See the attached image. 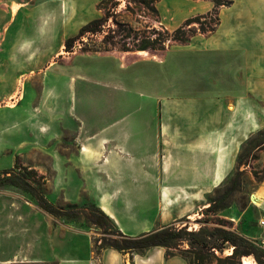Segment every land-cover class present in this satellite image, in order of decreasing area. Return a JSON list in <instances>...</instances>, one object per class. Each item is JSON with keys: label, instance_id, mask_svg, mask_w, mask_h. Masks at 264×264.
Listing matches in <instances>:
<instances>
[{"label": "rangeland", "instance_id": "obj_1", "mask_svg": "<svg viewBox=\"0 0 264 264\" xmlns=\"http://www.w3.org/2000/svg\"><path fill=\"white\" fill-rule=\"evenodd\" d=\"M102 1L0 0V176L14 168L61 211L105 206L129 234L223 223L264 261V193L252 199L264 189V145L253 147L264 131V70L246 69L242 100L224 99L220 83L238 73L230 40L243 8L256 3L151 0L153 11L143 0ZM196 15H206L207 32L193 22L186 29L195 35L177 38ZM96 18L106 19L102 31L67 51L66 40ZM254 19L239 36L264 33V17ZM238 170L222 209L206 211ZM101 237L95 225L50 214L27 189L0 182V264H193L187 240L120 252Z\"/></svg>", "mask_w": 264, "mask_h": 264}, {"label": "trees", "instance_id": "obj_2", "mask_svg": "<svg viewBox=\"0 0 264 264\" xmlns=\"http://www.w3.org/2000/svg\"><path fill=\"white\" fill-rule=\"evenodd\" d=\"M215 6L230 5L233 0H213ZM106 0H103L101 4H104ZM151 0H143L146 6L157 11L156 7L151 5ZM212 12L209 11L206 14L209 15ZM206 15H196L194 17L187 18L182 27H179L176 31L177 38L180 40H189L190 36H194L195 32L191 29L187 30L186 26L191 25L193 22L200 23V30L207 32L205 21H201ZM106 19L96 18L81 27L79 34L75 37H69L65 42V48L67 51H72V48L77 39H80L82 35L87 32L98 34L102 31V25ZM220 25V18L217 17L215 26L210 27L208 25L210 33L217 30ZM190 32V34H189ZM182 34V35H181ZM189 34V35H188ZM140 50H147L152 48L151 41H145L138 47ZM264 145V131L259 133V137L254 140L253 147L258 148ZM242 162L240 159L239 164ZM0 182L10 183L16 186L23 187L31 192L38 200V203L42 209L53 215L68 216L77 219H83L85 222L95 225L102 230V245L109 246L120 252H134L142 251L150 247L162 246L168 248H179L180 244L184 241L189 242V248L183 249L186 252L191 253L193 264H224L231 261V264H241L242 256L254 253L260 264H264V261L260 258L255 251H252L249 247L241 249L240 246L244 244L243 237L238 235L232 229L222 225H215L212 227L202 225L200 228H189L188 224L183 226H163L156 229H152L141 234H129L124 232L101 206L93 203L85 205L80 210L75 211H61L56 209L44 195H42L36 187L30 182V179L21 178L14 168L5 170L0 176ZM240 184V171L238 170L231 187H229L223 197L218 198L207 207L206 211L217 212L222 209L226 198L231 192H233ZM232 243L235 245L233 252L226 257L218 255L217 251H222L226 243Z\"/></svg>", "mask_w": 264, "mask_h": 264}, {"label": "crops", "instance_id": "obj_3", "mask_svg": "<svg viewBox=\"0 0 264 264\" xmlns=\"http://www.w3.org/2000/svg\"><path fill=\"white\" fill-rule=\"evenodd\" d=\"M46 2L47 0H40V2ZM251 2H255V8L253 7L251 9H248L246 11V8L242 11H244L247 15L242 18H240L237 21L236 27L234 28V36L231 38V42L235 44L233 49L231 50L232 54L230 55V59L232 60V65L231 66H236L237 68V75L234 77H230L228 80H222L221 82L224 86L222 87V97L224 99H238L242 100L244 99L245 92H246V79H245V74H246V69L251 68L250 64L255 66L260 72L264 70V33L260 35H255L254 37H242L238 35V29L242 23H246L247 20L249 19H254L255 14L259 13L260 17H264V0H251ZM243 21V22H242ZM221 24V20H220ZM259 24V23H257ZM261 26H264V24L260 23ZM220 26V25H219ZM218 29V28H217ZM214 33V32H213ZM217 43V40H214ZM250 44H253L254 46H251ZM217 44H215L216 46ZM228 45H223L219 44L216 47L219 48H227ZM219 50V49H218ZM213 64V62H212ZM211 64V67L213 68L214 65ZM248 65V66H247ZM210 68V65H207V75H208V70ZM259 74V72H257ZM210 74V72H209ZM235 75V74H234ZM208 77V76H207ZM213 78V77H212ZM218 76L216 77V79ZM215 79V78H214ZM207 82H209V79L207 78ZM236 108L234 104V109ZM238 110L243 113V106L240 105L238 107ZM164 132V129L163 131ZM142 134L144 136L142 137H147L148 134L144 133L142 129ZM137 136V135H136ZM135 136V138H136ZM139 137V136H138ZM141 137V136H140ZM145 141V140H144ZM142 139L138 138V140H135L137 144L140 146V144H143ZM106 142V141H103ZM161 170H166L164 166V161L161 162L160 165ZM110 216H112L111 212L105 208V206H101ZM110 212V213H109Z\"/></svg>", "mask_w": 264, "mask_h": 264}, {"label": "bare ground", "instance_id": "obj_4", "mask_svg": "<svg viewBox=\"0 0 264 264\" xmlns=\"http://www.w3.org/2000/svg\"><path fill=\"white\" fill-rule=\"evenodd\" d=\"M139 52L142 53V54H145V55L147 54L146 50H140ZM263 193H264V189L261 190V191L254 192L253 195H252L253 201L255 203H260V201L263 198ZM243 263L244 264H254L252 256H244L243 257Z\"/></svg>", "mask_w": 264, "mask_h": 264}, {"label": "built area", "instance_id": "obj_5", "mask_svg": "<svg viewBox=\"0 0 264 264\" xmlns=\"http://www.w3.org/2000/svg\"><path fill=\"white\" fill-rule=\"evenodd\" d=\"M262 224H264V221L262 222Z\"/></svg>", "mask_w": 264, "mask_h": 264}]
</instances>
